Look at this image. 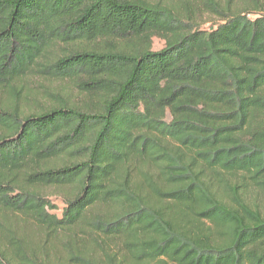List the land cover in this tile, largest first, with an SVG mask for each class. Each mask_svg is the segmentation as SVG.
<instances>
[{"label":"trees","instance_id":"obj_1","mask_svg":"<svg viewBox=\"0 0 264 264\" xmlns=\"http://www.w3.org/2000/svg\"><path fill=\"white\" fill-rule=\"evenodd\" d=\"M0 264H264V0H0Z\"/></svg>","mask_w":264,"mask_h":264},{"label":"rangeland","instance_id":"obj_2","mask_svg":"<svg viewBox=\"0 0 264 264\" xmlns=\"http://www.w3.org/2000/svg\"><path fill=\"white\" fill-rule=\"evenodd\" d=\"M150 1H159V0H150ZM162 2H169L170 4H174L175 0H160ZM199 24L201 27L208 28L209 25L213 21V17H211L209 14L201 15L199 18ZM152 50H158L163 46V41L159 38H154L152 41ZM33 90L41 91V95H37L35 97L36 103L43 104L47 101H55V102H75L79 103L82 101L84 95L80 93L77 87H75L72 83H69L65 80H47V81H41V80H34L32 85ZM43 91H47V93L50 95H46L43 93ZM24 94V93H23ZM49 201L54 207H57L55 210H49L51 213H55L56 215L59 214L60 208L62 207V202L59 198V195L56 194V192L53 190H49L47 192Z\"/></svg>","mask_w":264,"mask_h":264}]
</instances>
